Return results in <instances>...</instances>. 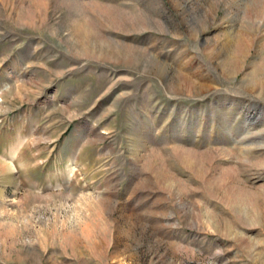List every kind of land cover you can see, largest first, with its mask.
<instances>
[{"label":"rangeland","instance_id":"374dc122","mask_svg":"<svg viewBox=\"0 0 264 264\" xmlns=\"http://www.w3.org/2000/svg\"><path fill=\"white\" fill-rule=\"evenodd\" d=\"M0 264H264V0H0Z\"/></svg>","mask_w":264,"mask_h":264}]
</instances>
